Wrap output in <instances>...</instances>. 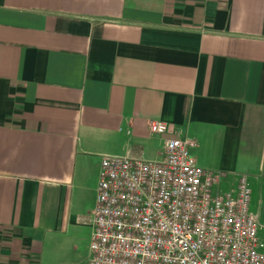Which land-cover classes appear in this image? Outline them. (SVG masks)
<instances>
[{
	"label": "crops",
	"instance_id": "0c3cea01",
	"mask_svg": "<svg viewBox=\"0 0 264 264\" xmlns=\"http://www.w3.org/2000/svg\"><path fill=\"white\" fill-rule=\"evenodd\" d=\"M151 120L168 123L153 135ZM253 178L264 238V0H0V264H67L104 155Z\"/></svg>",
	"mask_w": 264,
	"mask_h": 264
},
{
	"label": "built area",
	"instance_id": "2783aa9c",
	"mask_svg": "<svg viewBox=\"0 0 264 264\" xmlns=\"http://www.w3.org/2000/svg\"><path fill=\"white\" fill-rule=\"evenodd\" d=\"M148 127L169 133L162 120ZM182 133L160 160L102 157L88 264H264L252 176L224 188L226 173L199 166Z\"/></svg>",
	"mask_w": 264,
	"mask_h": 264
},
{
	"label": "rangeland",
	"instance_id": "374dc122",
	"mask_svg": "<svg viewBox=\"0 0 264 264\" xmlns=\"http://www.w3.org/2000/svg\"><path fill=\"white\" fill-rule=\"evenodd\" d=\"M94 190H87L81 197L79 205L75 208L72 225V236L68 239L67 253L64 260L67 264H86L87 261V241L91 228L84 222L85 216L91 212V205L94 203Z\"/></svg>",
	"mask_w": 264,
	"mask_h": 264
}]
</instances>
